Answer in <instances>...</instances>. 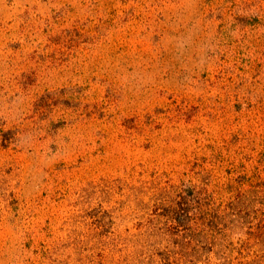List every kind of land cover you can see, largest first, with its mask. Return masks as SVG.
<instances>
[{"label":"rangeland","instance_id":"obj_1","mask_svg":"<svg viewBox=\"0 0 264 264\" xmlns=\"http://www.w3.org/2000/svg\"><path fill=\"white\" fill-rule=\"evenodd\" d=\"M263 191L264 0H0V264H264Z\"/></svg>","mask_w":264,"mask_h":264},{"label":"trees","instance_id":"obj_2","mask_svg":"<svg viewBox=\"0 0 264 264\" xmlns=\"http://www.w3.org/2000/svg\"><path fill=\"white\" fill-rule=\"evenodd\" d=\"M250 191L245 189L235 190L234 197L226 208L219 210L218 208H213L208 204V197L212 192H208L205 186H201L197 192L198 198L201 197L202 202L199 203L197 208L198 210V219L204 221V226L215 235L217 228L221 226L222 228L226 227L228 221L233 223H241L244 216H239L241 212L247 210L248 197L250 196ZM204 196V197H203ZM193 197V191H188L182 197V200H175L171 205V209L168 213L165 214L166 217L170 218L171 221L176 224L181 223V225H188L191 220L190 216V207L189 203L190 198ZM204 198V199H203ZM258 203L264 204V191L259 197ZM247 218L250 216L246 215ZM246 222H242L244 224ZM241 224V225H242ZM238 225V226H241ZM207 232H201L197 229H190L187 233L188 240L174 238L175 244L171 247H167L162 252H156V257L158 258L159 264H171V261L185 260L187 263H195L200 261L202 256L214 252L219 254L218 250H213L208 248L204 244H198L202 239L207 242L206 238ZM250 237L253 239H259V241H264V221L259 220L254 228H251L247 232ZM189 239L195 243L192 245L189 243ZM153 256V254H151ZM151 256V257H152Z\"/></svg>","mask_w":264,"mask_h":264}]
</instances>
